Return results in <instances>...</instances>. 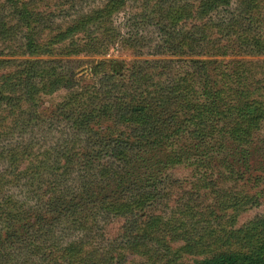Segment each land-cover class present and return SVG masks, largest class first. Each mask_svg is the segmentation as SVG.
Masks as SVG:
<instances>
[{"label":"rangeland","instance_id":"obj_1","mask_svg":"<svg viewBox=\"0 0 264 264\" xmlns=\"http://www.w3.org/2000/svg\"><path fill=\"white\" fill-rule=\"evenodd\" d=\"M11 1L17 5L0 0V20L16 23L24 12L32 24L10 42L0 37V85L7 78L16 83L26 59L39 60L43 72L30 75L35 87L24 88L21 99L13 95L18 84L10 91L0 86V264H195L227 250L264 255V118L247 127V142L230 132L246 119L247 100L264 103V49L240 36L264 37V0L251 8L258 18L252 28L251 0L207 13L202 0H124L100 15L111 0ZM181 6L188 14L172 19L169 12ZM31 32L38 53L11 50ZM56 74L64 82L49 90ZM117 98L127 108L133 100L160 101L161 112H143L147 122L127 127L117 122V110H125ZM90 126L107 136L155 126V144L137 152L154 158L155 184L142 190L158 192L81 227L63 211L57 216L52 186L67 169L62 184L76 191L87 160L113 161L108 152L87 157ZM163 132L168 137L158 142ZM129 157L143 173L142 157ZM71 244L76 248L62 255Z\"/></svg>","mask_w":264,"mask_h":264},{"label":"trees","instance_id":"obj_2","mask_svg":"<svg viewBox=\"0 0 264 264\" xmlns=\"http://www.w3.org/2000/svg\"><path fill=\"white\" fill-rule=\"evenodd\" d=\"M6 1L11 2L15 6L17 5L11 0ZM230 1L231 0H202L200 6L202 8V12L207 13L210 10L218 7L220 4H228ZM251 1L253 2V6L252 3L249 2L246 5V12L250 14L249 16L251 21L249 25L252 28L253 24H255L258 19L256 18L255 14L251 15L252 10H255L261 5L257 0ZM123 2L124 0H111L110 5L106 6L103 10L97 12V15H100L102 13H110L114 9H116L119 4ZM23 14L24 12L21 14L22 17L18 19L16 23L14 20H12V22L14 23H11L10 21H8L7 18L5 21L0 20V37H3L5 38V41L10 42L11 38L13 37V35L11 34H14L18 28H20L22 25L24 26V24H32L31 19H25L23 17ZM187 14L188 13L186 12L184 6H181V9L169 12V15L174 20L180 19L183 16H186ZM234 24L235 22H231V25H226L227 30L231 29V27H234ZM259 26L260 28H264V24H259ZM72 28L76 29L78 28V26L74 25ZM200 35L201 37H205L208 35V32L203 30L200 32ZM240 36H243V40L248 41L247 44H250L254 48L264 49V37L262 38L260 36H254V39H252V36L250 34L244 33ZM251 39L254 41L253 43H249ZM36 42V34L35 32H31L25 40L16 43L14 47L11 46L10 48L12 51L20 49V51H22V53L24 54L35 55L39 52V47ZM40 67L41 65L39 60L26 59L22 65V69H20L16 74V76L19 74L16 83L12 82L11 78H7V80L1 83L0 86H5L10 91L12 90V88H15L18 84V88L16 89L15 93H13V95L21 99L22 90H24V88L35 87L34 81H31V76L33 77L37 70L39 72H43ZM60 82H64L63 79H61L60 75L56 74L55 76H53V79L49 84V90H53V88L56 85H59ZM1 92L3 91H0V93ZM3 97L5 96L3 95ZM118 100L119 99L117 98L116 105L118 104L121 108L125 110H117V122H122L127 127L131 125L132 121H135L137 123L147 122V117L144 118L142 116L143 112L155 111L157 112V114L161 112L159 111L161 103L160 101H154L153 104H156V106H153V104L145 103V101L143 103V101L141 100H133L132 102L134 103L130 104V107L127 108L126 106L128 105H123L124 102ZM106 108L107 106L104 105L105 111ZM244 110L245 113L241 115V118H246L247 120L244 119V121L246 120V122L236 120V122L232 126V129H230L233 140L237 142H247L248 138L251 135V130L247 127L249 125L256 127L257 125H259V122L262 121L264 118V103L255 104V100H247ZM90 114L91 113H89L88 116ZM125 114L129 115L126 116ZM154 127H152V129ZM88 129L90 133L89 147L91 151H88L87 157L91 159H96L98 154L108 152L110 153V157H112L113 161H103L100 163V161L96 162L93 160H87L88 169L86 170L85 168L83 169V167H81V175L79 178L80 184L78 190L76 191L69 189V187L65 183L64 185L62 184V180L67 174V169H64L63 171L59 172V177L57 178V180H55L52 186L53 189H58L56 201L54 202L55 206L53 207V210L57 212V216H61V212L63 211L65 212V214L70 216V223L72 225L77 224L81 227H86L88 218L91 216L98 217L100 213L105 211L111 213L120 212V210H122V208H126L125 206H127L128 204L131 206V202H133L132 200H134L135 205L139 204V202L140 204L141 202L148 203L155 198L158 192L155 188L149 189V187L155 184V178L151 176H155V173L151 169L153 167V161H151V159H154L153 156L149 155L145 157L139 155V153L137 152L139 151V147L144 146L143 149H148L150 146H153L155 144V141H150L152 136L155 134V130L152 131V129L141 127L140 129H131V136L127 134L107 136L97 132L93 126L88 127ZM155 129H158V125ZM160 136L162 137L158 139V142H163V140H166V137H168L165 136L164 132L161 133ZM132 145L133 147H130ZM130 152H132L133 154L137 153V157H142L141 162L145 166V171L143 173H141L139 170L136 171L134 166L130 167ZM147 158L150 160H147ZM175 161L180 162V159H176ZM144 175L147 177H145ZM111 180L116 182V187H113L111 190H109L108 182ZM57 181H61L62 189L59 188L60 183H56ZM142 185L145 186L143 188L141 187L140 190H137ZM123 186L129 191L126 196H123L119 191L120 188ZM146 186H149V190L143 191L142 189H145ZM72 191L74 192V194H72ZM68 194H71L74 197L68 198ZM67 201L70 202V204ZM126 214L129 216L128 218L129 220H131V222H138L137 213L133 212L132 210H129ZM16 215L17 214L12 216ZM3 219H6V217H4ZM30 246L32 245L28 244L27 249H30ZM36 246V244L32 246L34 247V251H36ZM75 248V245H69L67 248L62 250V255L68 256L69 251ZM1 262H3V260ZM256 262H264V255L256 253H245L237 250H227L212 255L196 258L194 263L253 264Z\"/></svg>","mask_w":264,"mask_h":264}]
</instances>
